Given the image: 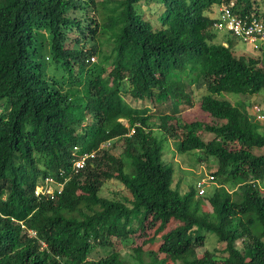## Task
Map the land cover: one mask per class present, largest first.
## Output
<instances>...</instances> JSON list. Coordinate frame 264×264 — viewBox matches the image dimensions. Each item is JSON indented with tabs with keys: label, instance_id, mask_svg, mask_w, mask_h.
<instances>
[{
	"label": "trees",
	"instance_id": "trees-1",
	"mask_svg": "<svg viewBox=\"0 0 264 264\" xmlns=\"http://www.w3.org/2000/svg\"><path fill=\"white\" fill-rule=\"evenodd\" d=\"M228 2L236 17L264 21L255 0H0V264H127L111 239L144 232V223L147 243L157 244L148 264H264V152H252L264 151V131L219 98L264 91V41L255 59L233 56L235 37L206 15ZM142 3L160 6L159 28L141 17ZM96 5L99 22L70 16ZM100 37L110 41L107 52L93 43ZM88 41V50L77 46ZM195 83L204 85L198 106L213 124L175 116L176 106L190 105L185 88ZM125 94L168 102L170 113L152 124ZM177 133L178 153L215 163L210 176L220 187L202 198L193 187H171L162 141ZM73 147L92 153L79 170ZM46 178L61 189L36 198ZM109 180L129 199L101 197ZM172 220L177 225L162 232ZM206 235L224 245L219 254L203 248ZM97 247L107 253L90 258ZM133 255L144 264L141 249Z\"/></svg>",
	"mask_w": 264,
	"mask_h": 264
},
{
	"label": "rangeland",
	"instance_id": "rangeland-1",
	"mask_svg": "<svg viewBox=\"0 0 264 264\" xmlns=\"http://www.w3.org/2000/svg\"><path fill=\"white\" fill-rule=\"evenodd\" d=\"M99 2L100 0H96ZM257 2V13L261 14L264 11V0H255ZM255 8V7H254ZM99 8L96 5L92 12L85 13V12H79V11H73L70 13L71 17H75L78 19L83 20L84 17H90L95 22H99V16L97 15ZM219 10V7H213L211 6L209 10L207 11V16L211 19L216 18L217 12ZM137 11L141 15V17L148 21L153 28H159L158 24V16L161 13L160 6L153 4H145L142 3L138 7ZM224 33H217L216 40H218L219 43H223L221 40V35ZM87 36V34H86ZM69 37L75 38V34L71 33L69 34ZM231 52L233 53V56L235 57H243V58H251L255 59L257 56H259L260 52H258L252 45H247L241 43L239 40L235 38H231ZM95 45H97L98 48H100L102 51L107 52L109 50L110 41H104L103 38H99L97 41L93 42ZM90 41L87 42V44L80 43L77 45L78 47H82L84 50H88L89 47L93 44ZM66 46L69 47L70 43H66ZM74 46V45H73ZM263 46V45H259ZM97 55L93 56V61L88 59V63L85 62V64H90L92 62H96ZM260 66V64L258 65ZM185 91L187 92V98L190 102V105H187L186 103H181L178 106H176V117L179 118L182 122L190 123V122H201L206 124H213L214 121L210 119V117L201 112L198 106V101L202 94H204V85L202 83H195L193 85L187 86L185 88ZM220 99H224L229 101L231 104L236 105L238 108H242L244 112H246L247 116L250 120L255 121L258 123V126L260 125L259 129L261 131H264V91H260L258 94H255L253 96H247V95H235V94H221L219 96ZM122 99L125 103H127L132 108L136 109H142L146 108L148 111V115L151 116L150 122L152 124H158L157 118L162 114H168L170 113L168 109H163V106H170L167 105L168 102L165 103H155L150 102L148 100H132L128 95H122ZM256 105V106H253ZM253 106V107H252ZM258 108L260 110V114L263 117L262 120H257L255 118L256 115H254L253 109ZM169 108V107H168ZM120 122L123 125H126V121L120 120ZM169 122L168 124H170ZM263 124V125H262ZM156 131V129H153V132ZM177 137L172 138L168 135H165V140L162 141V159L164 162H166V165L172 169V188H176L177 191L180 194H183L189 190L190 187H193L196 191V196L199 197L198 191L196 190V184L200 181H204V193L206 191H210L212 187H214L217 182L206 181L208 180V177L210 176V173L213 172V166L215 165L214 161L212 159H205V160H198L194 155L187 154V153H178L175 150V142L177 138L179 137V133L176 134ZM211 135L202 133L200 134V138L203 141H208L211 139ZM118 147V148H117ZM117 147L113 149L112 154L117 155L120 152V143H117ZM253 154L259 155L262 154L264 151L263 149L260 150H253ZM36 191L38 190H45V193L50 194L54 189L58 190L60 186H57V184H54L49 179L43 180L42 184L39 182L36 185ZM217 187L219 184L216 185ZM225 186V185H224ZM220 187V186H219ZM227 192H230L226 186L224 187ZM261 193L264 194V185H260ZM203 193V194H204ZM100 196L104 198H109L113 200H124L129 199V194L126 192V190L115 180H109L104 182V184L101 187L100 190ZM203 194L200 195V197H203ZM201 210L204 212H211V209L208 205V203L202 199L201 203ZM177 225V222L175 221H169L166 227L162 232H166L169 229H172L174 226ZM144 232L138 231L134 234H130L127 236L124 240H115L111 239L113 243V251L119 256L120 260L127 263V264H136L135 260L133 259V250L136 248L141 249V258L144 261V264H148V258H146V255L149 253V251H153L156 243L150 247L147 243L148 234L150 235L151 231H149L148 228H146V223H144ZM158 237H156L157 240ZM155 240V241H156ZM223 244L218 243L215 239V237L211 235H206L203 248L207 251L215 254H219V251L223 249ZM105 253H107L106 250H101V248H95L94 251L91 253L90 258H98L100 256H103ZM224 255V254H222ZM170 264V263H167Z\"/></svg>",
	"mask_w": 264,
	"mask_h": 264
},
{
	"label": "built area",
	"instance_id": "built-area-1",
	"mask_svg": "<svg viewBox=\"0 0 264 264\" xmlns=\"http://www.w3.org/2000/svg\"><path fill=\"white\" fill-rule=\"evenodd\" d=\"M232 4L229 3L227 5L222 4L219 6L218 16L216 17L217 22L213 24V27L216 30H222L231 33L233 37L239 40L243 44L252 45L254 48L258 47V43L264 41V21L251 19L246 20L245 17L240 18L236 17L232 14L231 11ZM93 61L92 58H90ZM255 118L257 120H262L263 117L260 114V110L258 108L253 109ZM87 155H83L79 160L74 162L75 170H79L82 168L84 164V160L86 159ZM51 182L52 180L49 179ZM213 180L211 176L208 177V180ZM60 186V185H59ZM204 181H200L196 184V190L198 191L197 194L202 195L204 193ZM61 188V186H60ZM60 188L58 190H60ZM35 196H40L43 194L49 195L52 198V192L50 194L45 193V190H35ZM28 234L33 237L34 232L28 231Z\"/></svg>",
	"mask_w": 264,
	"mask_h": 264
},
{
	"label": "clouds",
	"instance_id": "clouds-1",
	"mask_svg": "<svg viewBox=\"0 0 264 264\" xmlns=\"http://www.w3.org/2000/svg\"><path fill=\"white\" fill-rule=\"evenodd\" d=\"M229 3L233 4L232 2H228V4H229ZM226 5H227V4H226ZM231 7H232V6H231ZM225 32H226V31H225ZM89 59H90V58H89ZM92 59H93V57H92ZM119 122H120V120H119ZM131 132H132V131H131ZM77 150H78L77 147H73V148H72V154H74V156L76 155L75 152H76ZM83 155H87L86 159L92 157V153H91V154H85V153H83V154H81V155H76V156L78 157V159H76V160H75V159H72V160H71V167H72L73 170H75V168H74V162L77 161V160H79V158H81ZM86 159H85V160H86ZM85 160H84V161H85ZM46 179H50V178H46ZM43 180H45V179H43ZM42 182H43V181H42ZM52 182H53V180H52ZM40 183H41V182H40ZM53 183H54V182H53ZM41 184H42V183H41ZM54 184H56V183H54ZM59 185L61 186V184H57V186H59ZM36 187H37V186H35L34 191H33V195H34V196H35L34 193H35ZM60 189H61V188H60ZM54 190H56V189H54ZM54 190H53V191H54ZM53 191H52V195H53ZM57 191L59 192V190H57ZM40 196H46V197H49V195H46V194H43V195H40ZM35 197H36V198H39V196H35ZM29 236H30V235H29ZM41 246H44V245L41 244Z\"/></svg>",
	"mask_w": 264,
	"mask_h": 264
}]
</instances>
